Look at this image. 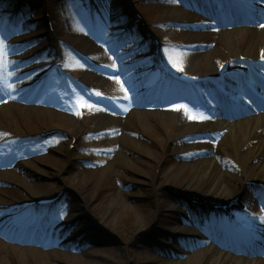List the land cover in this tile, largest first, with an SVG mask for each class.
Here are the masks:
<instances>
[{"label": "rangeland", "instance_id": "rangeland-1", "mask_svg": "<svg viewBox=\"0 0 264 264\" xmlns=\"http://www.w3.org/2000/svg\"><path fill=\"white\" fill-rule=\"evenodd\" d=\"M189 13L178 0H0V264H202L214 258L208 247H220L194 224L197 214L232 216L252 234L264 232V183L235 195L253 159L240 137L230 141L226 126L221 141L185 103L139 105L170 80L156 69L157 52L190 100L199 93L206 100L215 84L238 94L244 81L258 86L254 69L264 75V60L245 77L236 70L239 54L264 41V21L253 32L241 28L228 48L232 28H191ZM225 59L232 68L222 79L204 78ZM81 97L93 106H81ZM255 121L254 114L240 119L238 136ZM206 157L213 168L198 166ZM223 174L230 204L206 207L198 195ZM189 178L195 186L184 192ZM59 191L49 205L19 204ZM210 225L231 243V224ZM221 250L257 264L255 251Z\"/></svg>", "mask_w": 264, "mask_h": 264}, {"label": "bare ground", "instance_id": "bare-ground-1", "mask_svg": "<svg viewBox=\"0 0 264 264\" xmlns=\"http://www.w3.org/2000/svg\"><path fill=\"white\" fill-rule=\"evenodd\" d=\"M259 11V15L256 16L255 13L253 12V14H246V15H242L240 16V14H237L238 16H235V18L233 20H228V21H216V22H211V23H205V19L202 17L203 14H209L212 13L208 10H204L202 7L195 9L194 12H190L188 15V25L191 28H204V29H210V28H215L218 27L221 23L225 22V23H233L232 21H236V22H247V23H259L261 21H264V9H260ZM231 26V25H229ZM232 29L228 30L227 32V37H226V45L228 48H231L236 42H238V40L241 38L242 35V29L241 28H234V26L231 27ZM234 28V29H233ZM200 33L196 32L195 34L198 35H203L206 33V31L204 30H198ZM250 32L256 31L255 27L251 26L249 27ZM194 33V32H193ZM192 34V33H189ZM256 51L255 53L251 54L248 52V49L243 50V52H241L239 54V58L241 59V64H243V67L241 65L236 66V70L238 72L241 73H246V71H248L249 68H253L255 65L257 64L259 61H262L264 59H262V55H264V41H262V43L258 46V48L256 47ZM205 56L208 55V52L205 51L204 53ZM217 62L216 65H212L210 66V69L208 71V73L205 75V78L207 79H214L216 81H219L220 79H222V77L224 75L227 74V72H229V70L232 68H229V62L227 61V59H225L223 62ZM260 84L261 86L264 88V78H262V80H260ZM218 84H215V88L218 87ZM214 88V87H213ZM214 88V90H216ZM256 110L258 111V117L256 118V121L254 123L255 127L251 126V128L249 129V131L247 132L246 130H243V136L237 134V130L240 127V125L238 124V121H236L233 124H228L227 126L229 127V134L226 135L225 134V127L223 124H219V123H213V124H206L205 120L207 119V114H201L202 121L200 122V124L205 125L204 127L207 126L206 130L212 131L214 133H217L219 139H221V141L224 140V138L226 136H229L230 141L233 140L234 138L240 137V143H239V147L242 148L243 152L245 150H249V152H251L253 159L252 161H250L249 163L246 164V167L243 168V170H241V178H239L240 180V187L235 191V195L238 197V195L240 194L241 190H243L244 186L246 187V185H251L253 183H260V185H263L264 183V115L261 114V111L264 110V102L262 101L259 102L256 105ZM160 115H157L156 117L158 118ZM156 118V119H157ZM186 122V121H185ZM244 126V125H243ZM243 126H241L242 129H245ZM215 128V129H213ZM227 130V131H228ZM226 131V132H227ZM226 135V136H225ZM250 148V149H249ZM241 152V151H240ZM209 163L208 158L206 157L205 159H202L200 161H198V166L201 168H209L212 167L213 168V164L209 163L208 166H206ZM193 172L197 173L199 172V170L196 168V170ZM219 173V172H218ZM217 173V174H218ZM224 175V174H223ZM222 175V176H223ZM229 179L226 177V175H224L222 178L220 177H215L213 178L208 185H205V187H203V191L200 193L201 195H198V197L200 199H202L204 201L205 206L209 207V206H217V207H222V208H227L228 205L230 204L229 202V197H230V193L227 190V186L230 183L228 181ZM184 192H186V190H191V188L193 186H195V181H193L191 178H189L184 184ZM253 192L255 194H257V191L253 190ZM234 193V192H232ZM258 195V194H257ZM254 201V200H253ZM173 209H175V207L172 205L171 206ZM211 239L214 240V234L211 236ZM216 241V240H214ZM217 242V241H216ZM219 244V243H218ZM219 247V246H218ZM224 247V246H222ZM212 248V249H211ZM215 247H208L207 249V253L209 254H213L214 258L213 260H207L204 258V262L202 264H252L250 263L248 257H242V256H235V255H230L228 253H223L221 249H217ZM253 247L251 245L247 246L245 249H243L245 252H251L253 251ZM169 254H174V249L170 248L169 249ZM237 251H242V249H238ZM234 258H239L238 262L236 263H232ZM243 258V259H240ZM179 262H174L172 264H178ZM257 264H260V260L257 259L256 260Z\"/></svg>", "mask_w": 264, "mask_h": 264}, {"label": "snow or ice", "instance_id": "snow-or-ice-1", "mask_svg": "<svg viewBox=\"0 0 264 264\" xmlns=\"http://www.w3.org/2000/svg\"><path fill=\"white\" fill-rule=\"evenodd\" d=\"M261 26H264V25H261ZM2 46H4V37L3 36H0V47H2ZM0 54H2V53H0ZM261 58L264 59V55H262ZM10 63H14V62H10ZM173 64L176 67H180V65L176 61H173ZM106 67L118 68V66L115 65V64L110 65V66H106ZM0 68H2V61H0ZM115 78L116 79H119V77H115ZM3 79H4V77L2 75H0V81H2ZM8 86L11 87L10 84ZM125 91H126V89H125ZM97 94L99 95V93H97ZM125 99H127V97H125ZM249 103H252V101H249ZM81 106L92 107L93 105L89 104L86 100H84L81 97ZM183 107L187 108L188 106L187 105H183ZM191 118L196 119V118H203V117L192 116ZM261 219L264 220V218H261Z\"/></svg>", "mask_w": 264, "mask_h": 264}]
</instances>
